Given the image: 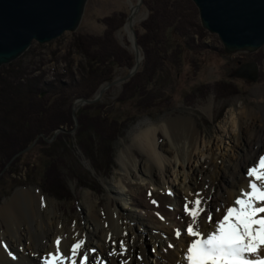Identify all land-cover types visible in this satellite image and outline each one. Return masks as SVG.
Wrapping results in <instances>:
<instances>
[{"label": "rangeland", "instance_id": "374dc122", "mask_svg": "<svg viewBox=\"0 0 264 264\" xmlns=\"http://www.w3.org/2000/svg\"><path fill=\"white\" fill-rule=\"evenodd\" d=\"M137 1L88 0L82 22L76 33H66L55 41L44 45L34 43L29 51L17 61L23 59L22 65L28 68L29 71H32L34 75L39 74V72L45 73L47 81H52L56 74L65 73L69 62H71L74 73H79L80 66L84 65L86 60L72 46L74 36L103 35L106 26L101 20L118 13H125L128 17L130 6H135ZM148 16L149 10L143 5L140 13L137 15V23L135 24L136 30L141 34L144 33L141 23ZM125 27L123 26L119 29L115 33V37L124 48L129 49L134 54L128 39L131 30L127 33ZM203 34V37L196 34L195 39L197 45H205L206 48L195 50L180 42L181 53L179 54V59L170 56L164 68L159 72L154 83L150 86L151 93L157 98V106L146 110H142V108L139 110L136 102H117L116 100L122 92L123 84L114 85L105 92L102 100L97 103L107 105V111L111 116V121L107 122L109 128L106 129L107 131L104 132L103 137L99 138L102 141L95 136L94 130L88 132V135L93 136V141L97 143L98 139L99 144H102L101 148L104 149L102 154H96L95 165L90 159L86 158L78 146L76 138L80 125L78 118L76 129L73 119L74 125L72 127L62 126L61 129L65 131L58 133L55 139L57 141L48 142L50 150H52V153L54 152L56 159L58 155V158L61 157L59 159L61 160V165L68 167L64 169V172L68 173L69 169L72 172V176H68L66 179L68 182L67 188L70 189V198L68 200L56 199V197L49 195V193L43 190V182H45V177H47L44 172L49 159L43 151L44 146L35 144L30 151L21 156V161L13 169L14 174L6 171L8 168L2 172L4 176L2 177L1 174L2 178L0 177V211L4 205L12 202L18 193L30 191L35 195L36 201L32 205L28 202V207L33 209L24 207V211L26 216L29 217L28 221L32 222L30 224L32 228L35 229L37 226L35 222H39V218L42 216L45 219H43V224L41 225L45 227L48 220L52 218L53 212H56L63 218L64 237L68 245L72 244L71 237L73 236L81 237V240L86 241V229L88 226L85 211L88 207L94 208V212L104 218L108 215L111 203L113 207H116L117 204L120 207L125 206L126 210L130 207L131 193L129 192V188L122 183L123 181L131 183L135 191L140 186L144 187V192L146 193L144 194L143 192L142 196L147 207H156L158 201L154 194L159 190L161 194L163 193L169 200L173 201L169 202L168 200L167 202V208L171 213H177L179 210L178 198L181 187L192 186L189 179L194 178L197 186L205 190L213 189L214 193L220 192L221 195L225 194V191L220 188L217 191L214 187L212 188V182L217 177L216 175H219L218 171L220 173L221 171L224 172L223 168L225 169V165L236 161L238 153L242 157L245 155V152L238 148L240 142L246 145V153H249L247 151L249 149L250 153L253 154V158L249 160V163L244 159L241 161V166H244L243 169H240L243 178L241 184L245 189L239 187L232 189L226 181L221 182L226 191L230 190L232 192V206H235L234 201L241 196V191L247 192L250 190L248 187L249 178L246 176L247 171L254 166H258L259 159L264 157V58H262V64L259 65L260 74L263 76H260L258 82L253 83L235 78L233 74L242 64L255 62L257 57H264V49L254 54L227 55L224 53L223 46L217 35H213L206 30ZM171 41L174 42L172 46L175 49L177 42ZM141 52L143 54V51ZM242 60L246 62H242ZM143 62L144 59L141 62L140 69ZM4 68H8V65L1 67L0 70ZM128 73L129 71L118 70L113 81L126 77ZM76 77V80H79L80 76L78 74H76ZM221 83H226L225 86L227 87H230L228 83L233 84L237 92L229 96L221 95L222 92L217 90ZM87 105L89 104L78 107L73 104V107L77 108L78 112L80 108ZM96 111L92 109L90 112L94 114ZM182 119H192L197 134L201 136L198 150L194 153L191 163L185 166V169L181 167L177 171V174L165 176L161 180L160 185L153 184L151 187H147V182L131 178L127 174V169L122 166L121 159L123 152H126L135 156L138 163L143 161V155L138 148L133 146V138L136 134L150 125ZM115 120L119 123L129 122V127L113 144L115 164L114 169L110 171L111 164L109 163L108 149L111 145L110 136L117 133L113 131L116 127L111 123ZM66 134L70 135L71 139H58L59 136ZM45 140H48V138ZM157 140L158 145L166 152L167 159L169 158L168 160L174 162L175 154H171V144L164 134L158 132ZM258 141L261 142L259 143ZM257 144L259 147H257ZM213 164L216 168L212 166ZM203 166L205 167L204 171L198 175L197 170H200ZM220 179L221 176L219 177ZM80 181L87 183L88 187L80 186ZM122 195L124 199H122ZM182 206L184 207L183 203ZM144 209L138 212V215L145 218V215L149 213L151 218L148 221V227L151 230L150 235L153 236V240L145 233L146 237H144L142 245L145 249L148 264H158V259L160 260L158 252L161 250L159 249L160 243L158 241L155 246L154 242L157 238H160V241H165L166 244L170 245V230L171 233L177 230L181 231L179 241L183 236L188 237L186 234L187 225L182 229L177 228L175 217L170 216L169 218V216H165L164 214L161 215L157 211H154V208L150 210ZM204 209L206 211L201 214L198 220L200 230L206 237L205 233L209 234L215 231V225L218 221L214 219L217 213L215 208L213 209L210 205L205 206ZM126 212L122 211L120 216L125 222H128ZM208 212L212 214V227L207 226L209 224L207 221ZM184 215L188 216L185 209ZM0 233L8 235L6 222L1 216ZM185 240L187 242H184L183 247H180L179 243L173 247H169V250L175 256L174 262L176 264L186 263L184 259L185 254L181 252L183 248L187 249L191 241L189 237ZM125 248L126 251L123 253H126L124 255H128L129 247ZM143 257H140L139 251L135 252L134 259L145 261V257Z\"/></svg>", "mask_w": 264, "mask_h": 264}, {"label": "trees", "instance_id": "16d2710c", "mask_svg": "<svg viewBox=\"0 0 264 264\" xmlns=\"http://www.w3.org/2000/svg\"><path fill=\"white\" fill-rule=\"evenodd\" d=\"M144 5L149 10L148 18L141 23L144 33L136 30L144 62L140 71L123 84L122 92L116 100L119 103L136 102L139 110L157 106V98L151 93L150 86L170 56L179 59L180 42L195 50L206 48L205 45L196 43V34L203 37L205 30L200 24L198 10L190 0H144ZM126 20L125 13L114 14L101 20L106 26L103 35L74 36L72 46L86 60L80 66L79 73H76L80 76L79 80H76L71 62L65 73L56 74L52 81H47L43 72L34 75L22 65L23 59L0 70V177L12 158L37 140L36 144L44 146L43 151L49 159L44 172L47 177L43 182V190L56 199L70 198L66 179L72 176V172L70 169L68 173L64 172L68 167L61 165V157L58 158V155L56 159L44 138L52 140L55 132L62 126L74 125L72 107L75 101L94 99L104 84L113 82L118 70L130 71L134 67V54L124 48L115 37ZM171 40L177 42L175 49ZM262 58L264 57H257L255 62L261 65ZM225 84L221 83L217 89L222 92L221 95L229 96L237 92L233 84L228 83L230 87ZM92 109L97 111L92 114ZM110 117L107 105L102 103L87 105L77 112L80 124L76 134L78 146L94 165L96 154L104 152L102 144H99L102 139L99 138L109 128L107 122L111 121ZM111 123L116 127L113 131L117 133L110 136V171L115 164L113 144L129 127V122L119 123L115 120ZM92 130L99 139L97 143L93 141V136L88 135ZM58 139L68 140L71 136L61 135ZM20 161L21 156L6 171L14 174L13 169ZM80 186L88 187V184L81 182Z\"/></svg>", "mask_w": 264, "mask_h": 264}, {"label": "bare ground", "instance_id": "6f19581e", "mask_svg": "<svg viewBox=\"0 0 264 264\" xmlns=\"http://www.w3.org/2000/svg\"><path fill=\"white\" fill-rule=\"evenodd\" d=\"M133 6L134 5H132V7ZM136 18L132 22L134 27L137 23ZM130 30V25L128 24V26L125 27V31L129 33ZM158 132L163 133L171 144V154H175L174 162L168 160L169 158L167 159L166 152L158 145ZM200 138L201 136L197 134L192 119L173 120L167 123L162 122V124L147 126L133 138V146L139 149L144 157L143 161L138 163L135 156L123 152L121 159L122 166L127 169V174L134 180L147 182V187H151L153 184L160 185L161 180L164 179L165 176L177 174V171L181 167L185 169V166L191 163L194 153L198 150ZM258 142L260 143L261 141ZM239 144L238 148L245 152V155L242 157V155L238 153L236 161L225 165V169L223 168L224 172L221 171L220 173V171H218L219 175H216L217 177H215L212 182V188L214 187L216 191L220 188L225 191V194L221 195L220 192L214 193L213 189L205 190L197 186L194 178L191 180L189 179L192 186L181 187L178 198L179 210L177 213H171L168 210L167 202L169 199L163 195V193L161 194L159 190L154 194L158 203L156 207L152 206L153 209L150 206L147 207L143 200L142 195L144 187L142 188V186H140L137 188V191H135L131 183L123 181L122 183L129 188V192L131 193L130 207L126 210L125 206L120 207V205L117 204L116 207H113L111 203L108 215L105 218L95 213L94 208L88 207L85 211L87 214L88 226L86 229L87 237L84 248L77 257V264H80V257L85 251H87L89 256V264H148L142 243L144 237H146L145 233H147L152 240L153 236L150 235L151 230L148 227V221L151 218L149 213L145 215V218L138 215V212L142 211L144 208V210L153 209L161 215L164 214L165 216H169V218L170 216L173 218L175 217L177 228L182 229L191 221V217L184 215L185 205L188 204V207L191 209L193 204L189 202H194L199 198L202 208L210 205L213 209L215 208L217 213L214 219L217 221L222 219L223 215L226 213V209L232 207L233 194L231 195L232 192L230 190L226 191L221 182L226 181L232 189L238 187L243 189L244 186L241 184L243 178L240 169H243L244 166H241V161L244 159L249 163V160L253 158V154L250 153L249 149L247 150L249 153H246V145L240 142ZM257 147H259L258 144ZM212 166L216 168L214 164ZM204 169L205 167L203 166L200 170H197L198 175H200ZM220 176L221 179L219 180ZM145 193L146 192H144V194ZM123 197L122 195V199H124ZM35 198V195L30 191H22L17 194V197L13 199L12 202L1 208L0 216L6 222L8 235L0 233V264H43L44 259L49 257L50 253L55 254L56 246L54 241L57 238L61 240V250L67 252L69 255L71 246L81 240V237L73 236L71 237L72 244L68 245L67 242H65L63 218L56 212H53L52 218L48 220L45 227L41 225L43 224V219H45V217L42 216L39 218V222H35L37 224L35 229L32 228V226H30L32 222L30 223L28 221L29 217L26 216L24 207H28V202H30L31 205L35 203ZM169 202L173 201L169 200ZM217 209H219V211H217ZM122 211H127L128 222H125L121 218L120 213ZM212 225V223L207 224L208 227H212ZM175 233L176 231L171 233L170 230V244L173 246L179 243V246L183 247L184 242H187L185 239L188 237L190 241L194 239L190 236H186L187 238L183 236L179 241L180 238L177 239ZM205 235L207 236L208 234L205 233ZM121 241L124 242L125 247H129L128 255H124L126 253H122L121 249H119ZM158 241L160 243L159 249L161 250L158 252L160 260L158 259L157 263L176 264L174 262L175 256L169 250V245L166 244L165 241H160V238H157L154 242L155 246ZM92 249L95 251H90ZM186 250V248H183L181 253L185 254ZM136 251H139L140 257L144 255L145 258H143L145 261L134 259ZM260 255L264 256V250H261ZM133 260L134 262H132ZM68 264H70V262H68Z\"/></svg>", "mask_w": 264, "mask_h": 264}, {"label": "water", "instance_id": "95a60500", "mask_svg": "<svg viewBox=\"0 0 264 264\" xmlns=\"http://www.w3.org/2000/svg\"><path fill=\"white\" fill-rule=\"evenodd\" d=\"M190 1L198 10L202 28L217 35L225 54H254L264 49V0ZM87 3L88 0H0V68L20 59L34 43L44 45L66 33H76ZM143 5L144 0H138L135 6H130L124 25L129 24L131 29L128 39L135 55L134 67L126 77L102 87L94 99H79L74 102V106L101 101L110 87L124 84L137 74L144 56L132 22ZM233 77L256 83L260 78V66L257 62L242 64ZM77 110L75 107L72 109L75 129L78 126ZM61 131L65 130L56 131L52 140L46 141H54ZM36 142L16 154L5 169L30 151Z\"/></svg>", "mask_w": 264, "mask_h": 264}, {"label": "snow or ice", "instance_id": "6c2138e0", "mask_svg": "<svg viewBox=\"0 0 264 264\" xmlns=\"http://www.w3.org/2000/svg\"><path fill=\"white\" fill-rule=\"evenodd\" d=\"M246 176L250 190L241 191V196L234 201L235 206L226 209L222 219L216 223L215 231L206 237L200 231L198 220L206 211L201 207V200L198 198L189 202L193 204L191 209L188 204L185 205V211L191 217L186 234L194 238L184 255L186 264H264V256L260 255L264 250V215H261L264 214V157L259 159L258 166L247 171ZM207 221L212 222L211 212H208ZM175 235L180 238L181 231L177 230ZM54 243L55 254L50 253L43 264H77L85 241L74 243L70 255L61 250L60 238ZM120 249L122 253L126 251L123 241L120 242ZM80 264H89L87 251L80 257Z\"/></svg>", "mask_w": 264, "mask_h": 264}]
</instances>
